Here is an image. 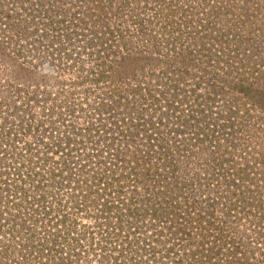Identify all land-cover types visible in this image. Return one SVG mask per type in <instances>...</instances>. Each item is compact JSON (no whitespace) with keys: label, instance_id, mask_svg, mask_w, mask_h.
Returning a JSON list of instances; mask_svg holds the SVG:
<instances>
[{"label":"rangeland","instance_id":"374dc122","mask_svg":"<svg viewBox=\"0 0 264 264\" xmlns=\"http://www.w3.org/2000/svg\"><path fill=\"white\" fill-rule=\"evenodd\" d=\"M100 1L0 0V133H4L0 134V244L4 241L12 252L0 264H55L58 257L68 258L70 264H94L101 249L112 252V245L120 251L128 242L136 247L127 250L131 254L122 256L121 264H174L172 253L185 264L191 250L201 247L204 235L205 246L213 245L211 224L220 233L226 219L237 226L235 230L263 228L259 213L264 210V0H209V7L208 0L199 5L196 0H174L172 8L188 9L179 10L178 19L193 17L190 26L179 30L183 35L175 45L171 44L175 38H170L175 36L148 35L154 56L150 54L153 58L146 65L148 76L139 72L138 79L143 80L139 83L129 79V72L120 79L119 68L113 66L124 53L119 48L118 20L121 15L130 19L133 8L153 17L159 5L150 6L148 0H105L102 6ZM185 4L197 9L189 11ZM206 12L212 15L208 19ZM162 14L155 15L152 23L159 33L168 22ZM126 24L133 31L135 25ZM124 33L130 46H149ZM183 47L189 52L182 53ZM74 79L78 83L72 84ZM38 80L43 81L42 87H35L42 89L35 92L39 100H24ZM126 85L143 87L135 108L143 110L142 117L137 112L96 109L102 89ZM148 86L156 91L155 99ZM45 89L51 93L48 99ZM67 105L78 112L61 108L68 114L64 124L73 120L69 125L76 124L75 132L82 129V137L81 145L70 137L75 146L68 148L64 159L32 138L40 135L37 125L28 132L19 127L43 119L48 125L49 111ZM113 117L119 119L117 124ZM160 117L156 131L151 123ZM23 133L27 137L17 138ZM26 141L32 143L30 148ZM157 142L170 154L151 153L146 158L147 148ZM30 171L33 175L27 180ZM41 194L46 195L44 202L28 206ZM214 195L220 204L212 222L207 216L202 225L192 221L178 227L184 222L182 212L200 220L191 210L193 200ZM145 203L151 212L137 211ZM245 206L257 214L246 217ZM155 210L162 218L153 215ZM179 212L182 218L176 215ZM134 214L142 222L137 225L144 227L128 235ZM150 233L158 245L166 243L164 248L145 240ZM215 262L225 260L219 255Z\"/></svg>","mask_w":264,"mask_h":264},{"label":"trees","instance_id":"16d2710c","mask_svg":"<svg viewBox=\"0 0 264 264\" xmlns=\"http://www.w3.org/2000/svg\"><path fill=\"white\" fill-rule=\"evenodd\" d=\"M173 1L174 0H148L147 1L150 4V6H151V4H153V5L158 4L159 6L157 8V11L155 12L156 13L155 15L158 16L157 14L163 13L162 14L163 20L168 21L167 23H165V25L163 27L161 25V28L159 29L161 31V33L157 32L156 30L155 31L153 30V24L152 23H154L153 17L155 15H153V17H147V15H144L143 12H141V11H139V13H138L136 8H133L132 11L130 12V15H131L130 19L121 15V19L118 20L119 23L117 25V27L120 31L117 33V35L119 34L118 36H120V39H121V43H119V48L121 50H124V53L121 56L122 59H119V61H114L115 63L113 64L114 67L119 68V76L121 75L120 79H125L122 77L124 76L125 72L126 73L129 72L128 73V75H130L129 79L135 80V83L136 82L137 83L142 82L143 80L138 79V78L140 76L139 72L143 71V70H144L143 73L147 74V76H148V72L145 71L146 65L150 62L151 57L153 58V56H154L153 55L154 53H151V52H153L152 46H151L152 45L151 37H150V43L148 42V40H149L148 35H150V33H151V36H152V34L157 36V33L159 35H161V34L167 35L168 34V36H175V37H170V38H175V40H173L171 42L172 45H175L178 38L180 36L182 37V35H183V31L179 32V30L181 28H183L182 30H185L186 29L185 27L190 26L189 22L192 21L191 18H193V17H191V15H189V16L180 15V18H182L181 20L178 19V17H177L179 10L181 12L183 11L184 13H186L188 11V9L177 8V7L172 8L171 6H172ZM190 1H192V3H195V0H190ZM205 1H207V0H205ZM100 2L102 3V6H104L105 0H102ZM160 2H161V5L163 7L160 6ZM180 2H183V1H180ZM200 2H201V0H196V5H199ZM209 2L210 1L208 0L207 3L209 4ZM143 5L144 4H142V6ZM185 6H188V8L191 7L189 9V11L192 9H193V11L195 9H197V7L195 8L194 5L185 4ZM209 6H210V4L208 5V7ZM213 8H215V5L213 6ZM46 12H49V11L47 10ZM210 13L211 12H206V19H208L209 17L212 16V15H207ZM179 20L180 21L184 20V22L180 23ZM127 21H131L132 24L135 25V27H133L134 28L133 31L130 30L131 27H129V24L128 25L126 24ZM125 31L129 32L130 37L135 36L134 38L138 41H140L139 38H142V40L146 41V45H144V46H148V44H149V46L145 47L143 49H140L137 46H134V47L132 45L130 46L131 43L129 42L127 37L125 38V36H126L124 33ZM152 31H154V33ZM47 40L49 41L48 38H47ZM185 49L190 50L188 47H183L184 51H181V52L182 53L185 52V54L188 53L189 51H187ZM150 54H152L153 56L151 55V57H150ZM181 58L183 59V61L186 60L182 56V54H181ZM118 64H119V67H118ZM128 65L130 66L129 68L126 67ZM120 66H122V67H120ZM123 66L127 68V71H125L123 69ZM100 67L103 68L102 64L100 65ZM120 69H123V70H120ZM36 72H39V71H36ZM100 73L102 75L103 71H101ZM39 76H41V75H39ZM44 76L45 75H43V78H45L47 75L45 77ZM80 78L81 77H79V79ZM99 78H100V76L97 79L100 80ZM79 79H74L71 81V83L76 84V83H78ZM148 79L150 80V77H148ZM80 80H83V79H80ZM37 82H38V84L36 83L35 86L31 87V90L29 88L27 89L28 96L24 97V100H27L29 102H31V100H30L31 98L39 100L38 96L36 95V94L39 95V93H35V92H41L42 89L41 90L35 89V87H42V84H39V83L43 82V81L38 80ZM49 82H51V81L49 80ZM130 82H132V81H130ZM45 84H47V83H45ZM147 89H148L152 99H155L156 91L151 89L149 86ZM143 90H144L143 87H141L140 85H131V87H130V85L129 86L126 85L125 87H123V86H121V87H110V89H108V90L102 89V92H104V93H102L103 96L101 97L99 103L97 104L96 109L99 110L100 113H102L104 110L106 112L113 110L114 114H117V112L119 110L128 111L132 114H134V112H137V114L140 117H142L143 116V110L141 112L139 110L135 111V108H137L136 99L137 100L141 99L139 97V95H143ZM49 91L50 90H48V89L44 90V96L46 99H48L47 97H49L48 94H51ZM40 98H42V96ZM170 102L171 101L169 100V103ZM258 105L260 106L261 104L260 103L256 104V106H258ZM61 108H63L62 110L70 111L73 109V106L70 105L66 108L56 106L55 109L52 108V110L49 111L50 115L48 117L50 118V122L48 125H45V121L43 119V121H41V122H39L37 120V123L32 122L31 124H26V125L22 124L19 127V129H21L22 131L28 132V130H32L37 125V132L38 133L40 132V135L33 136L32 138L39 141L40 143L45 142L47 151H53L54 153H57V154L60 153L61 156L64 157V159H67L68 158V156H67L68 155V148H72L75 146V144L71 145L70 137H72V138L74 137L73 140H75V143L79 142L78 145H81V141H78V140L82 137V131H81L82 129L79 128L75 132L76 124L74 127L70 126V125H74L73 120L64 124L68 118V117H66L68 114H64L60 110ZM261 108H263V107H261ZM57 109L60 112L59 111L57 112ZM70 113L75 114L77 112L76 111H73V112L70 111ZM69 117H71V115H69ZM162 119L163 118L160 117V119L157 123L155 121H152L151 125L155 128L156 131L159 130V126L161 125ZM118 121H119V119H115L113 117V122L115 124H117ZM70 127H72V129ZM2 130L4 131V129H2ZM8 130H9V128H8ZM40 130H42V131H40ZM0 134H4V133H0ZM16 136H17V138L21 137L22 140H23V138L27 137V136H25V133H23L21 136L16 134ZM131 136H133V135L131 134V131H130V135H127V137L130 138ZM4 138L8 140V137H4ZM158 142L153 143L152 145H150L151 147L147 148V151H146L147 156H145L146 158H150L151 153L152 154L155 153V155H165L166 153L170 154V152L166 150V145H162V143H158ZM31 145H32V143L30 141L25 142V146L27 148H30ZM168 150H170V148H168ZM171 150L174 151L175 149H171ZM133 158H134V160H136L133 162L136 163L137 162L136 156H134ZM124 160L125 159H121L122 162H124ZM158 160L160 161L161 159L159 158ZM162 160H163V163H165L164 159H162ZM133 162H131V163H133ZM144 162L147 163V160H144ZM159 163H162V162H159ZM172 167L174 168L175 165H172ZM15 168H16L15 174L20 175V173H21L20 168L19 167H15ZM37 172H38V170H35L36 176L38 175ZM49 174H50L51 179L56 177L54 171L49 172ZM32 175H33V173L30 171V174L28 176H25L24 178L27 180L31 179ZM226 179L230 180L228 175H227ZM227 184H229V183L227 182ZM15 186L18 187L20 185L16 184ZM21 188L22 187L20 186L19 189L21 190ZM37 189H40V187H38ZM22 191L24 192V190H22ZM22 191L20 192V194L25 196V193H23ZM213 191L211 192V195H213V193H214ZM0 192H1V190H0ZM221 194H224V192H222ZM232 195H236V192H234V194H232ZM45 198H46V195L41 194L38 197V199L34 198L33 200H30V202H28V204H29L28 206L33 207L35 202H38L39 204H41L42 202L45 201ZM205 198L206 199L204 201L203 200H201V201L193 200V203L191 204L192 205L191 210H195V212L198 214V215L196 214L197 217L200 216V220H198L196 218L192 219L191 215H188L187 213L182 212L181 216H184L183 217L184 222L181 223L182 226L179 223L180 226H178V227L180 229H182L184 226H189V223H193L192 221H194V223H193L194 225L199 223V221H200V224L202 225V223L204 222V220L206 219L207 216L209 217L210 222H212V219H214V217H215V211L220 204L219 202H216V200H218L219 196H215V195L209 196V197L205 196ZM24 205L27 206L25 201H24ZM177 205H178V203H177ZM174 206H176V205H174ZM54 209H56V207H54ZM254 209L249 210L248 207L245 206V213H243V214H245L246 217L247 216L249 217L250 214H253V213L257 214V211L255 212ZM176 210L177 209H174V210L172 209L171 212L172 213L177 212ZM130 211H132V209ZM137 211H140L143 213H145L146 211L151 212L150 208H148L146 203H145L143 209L140 206V208H137ZM263 211L264 210H262V208H261V211L259 213L261 215L262 220H264ZM152 212H153V215H158L159 218H162L161 217L162 214L158 210H155ZM147 214H149V213L147 212ZM176 215L180 216V212ZM227 215H228V213H227ZM136 216L139 217V215H135V217ZM174 216L175 215H173L172 217H174ZM179 216H178V218H179ZM181 216H180V218H182ZM137 217L133 218L131 216L130 219L132 220V222L130 223L131 227H130V231H129L128 235H130L131 231L135 232L137 229H142L144 227V226L141 227L140 225H137L139 223L142 224V222L139 221V219ZM258 218L260 219V217H258ZM119 219H122V217H120ZM253 219H257V218H253ZM1 220L2 219L0 218V223H1ZM136 220H138L139 222H136ZM196 220H198V221H196ZM253 221H255V220H253ZM62 222L65 223V221H62ZM135 222H136V224H135ZM221 224L227 226V227L222 226L219 228V229H221V228L223 229L221 231L222 233H220L219 230H216L214 227H212V224H211V229H209L210 231H213L212 233H214V237H213L214 239L212 241L213 245L212 246L207 245V247L205 246L206 243L204 241L206 240V237L204 235V239L201 240L202 241L201 247L196 245L195 247H197V249L191 250V253L189 254V259H190L189 263H185V264H222L221 262H215V257L219 256V255L223 256V259L225 260L224 264H264V223L263 222H262L263 228H261V230L259 228L255 227L254 229H247L245 231L235 230V227H237V226L232 224V223L229 224L228 219H226L224 222H221ZM19 225H24V224H19ZM230 227L232 229H230ZM239 227L241 228L240 224H239ZM172 228L174 229L175 227L173 226ZM179 228H178V231L180 230ZM1 229H2V227H1ZM13 229H15V226L13 227ZM197 230H198V228H197ZM66 231H67V234H69V229H67ZM183 231H184V229H183ZM150 234H151V236L150 237L147 236L145 240L151 242V244L156 246L157 249H159V247L164 248V244H166V243H160V245H158L157 237H152V233H150ZM128 235H127V237H128ZM220 235H222V236H220ZM52 236L53 237H52L51 241L55 242L56 235L53 234ZM193 240H194V238H193ZM71 242H73V241H71ZM89 242H91L93 244L94 239L91 238V240ZM4 243L5 242L3 241L0 244V261H2L3 259L5 261L6 257L9 255V252H10V251H8V248L5 246ZM128 243H129V246L121 248L120 251H115V249L112 247V245H109L110 251H112V252L103 251V249H101V252H99L100 253V255H99L100 259L97 260L94 264H113L114 262L117 264L118 263L121 264L122 256L124 257L126 254H131V252H127V250L132 251L136 247L135 245L131 247L130 246L131 242H128ZM195 243L196 242L194 241L191 246H194ZM246 243H248V244H246ZM51 244H54V243H51ZM118 248H120V247H118ZM149 249H150V251H156L155 247H151V248L149 247ZM166 251H170V250L167 249ZM10 253H12V252H10ZM59 254H62V253L59 252ZM178 255L179 254L175 255L174 253H172V256L175 259H177V261L174 264H184L183 262L179 261ZM258 257H261L262 259H259ZM256 259L258 261H256ZM56 260L57 261L55 264H59L58 263L59 260H61L60 264H70L68 258L58 257ZM192 261H194V262H192ZM226 261H228V263H226ZM234 262H236V263H234ZM154 264H157V262H155ZM159 264H161V263H159Z\"/></svg>","mask_w":264,"mask_h":264},{"label":"built area","instance_id":"2783aa9c","mask_svg":"<svg viewBox=\"0 0 264 264\" xmlns=\"http://www.w3.org/2000/svg\"><path fill=\"white\" fill-rule=\"evenodd\" d=\"M98 98H100V97H98ZM100 99H101V98H100ZM95 100H96V99H95ZM99 101H100V100H99ZM99 101H98V103H99ZM98 103H97V104H98ZM70 104H71V103H70ZM68 106H70V105H67V106H65L64 108H66V107H68ZM71 106H72V105H71ZM70 111L73 112V111H76V110H75V108L73 107V109L70 110ZM70 111H69V112H70ZM76 112H78V111H76ZM72 114H73V113H72ZM71 116H72V115H71ZM258 258H259V259H262L261 257H258Z\"/></svg>","mask_w":264,"mask_h":264}]
</instances>
